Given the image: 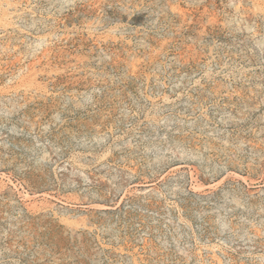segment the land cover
<instances>
[{
    "label": "rangeland",
    "instance_id": "obj_1",
    "mask_svg": "<svg viewBox=\"0 0 264 264\" xmlns=\"http://www.w3.org/2000/svg\"><path fill=\"white\" fill-rule=\"evenodd\" d=\"M0 264H264V0H0Z\"/></svg>",
    "mask_w": 264,
    "mask_h": 264
}]
</instances>
